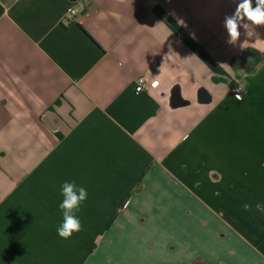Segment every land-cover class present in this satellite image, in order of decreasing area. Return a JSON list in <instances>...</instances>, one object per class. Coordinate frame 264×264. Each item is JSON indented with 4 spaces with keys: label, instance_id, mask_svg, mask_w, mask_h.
Returning a JSON list of instances; mask_svg holds the SVG:
<instances>
[{
    "label": "crops",
    "instance_id": "crops-1",
    "mask_svg": "<svg viewBox=\"0 0 264 264\" xmlns=\"http://www.w3.org/2000/svg\"><path fill=\"white\" fill-rule=\"evenodd\" d=\"M237 2L0 0V264H264V51L227 43ZM65 181L88 191L67 240Z\"/></svg>",
    "mask_w": 264,
    "mask_h": 264
},
{
    "label": "clouds",
    "instance_id": "clouds-1",
    "mask_svg": "<svg viewBox=\"0 0 264 264\" xmlns=\"http://www.w3.org/2000/svg\"><path fill=\"white\" fill-rule=\"evenodd\" d=\"M264 27V0H238L235 11L224 17V28L228 33L227 43L236 45L240 41L243 29L245 40L239 44L241 49L256 47L264 51V38L257 31ZM239 99V95H237ZM60 195L63 197L58 207L62 213V222L57 228V234L62 239H70L74 233L83 230L80 218L76 215L81 205L88 199V191L83 186H78L74 181H65L61 185Z\"/></svg>",
    "mask_w": 264,
    "mask_h": 264
},
{
    "label": "built area",
    "instance_id": "built-area-1",
    "mask_svg": "<svg viewBox=\"0 0 264 264\" xmlns=\"http://www.w3.org/2000/svg\"><path fill=\"white\" fill-rule=\"evenodd\" d=\"M82 13V9L78 7H71L63 14L62 21L66 23H71L73 20L81 16ZM157 85L158 81L150 73L145 72L136 79L135 92L141 93L144 91H150L157 87ZM243 93V88L239 86L235 89L234 96L235 98H237V95H239V100H241L243 98Z\"/></svg>",
    "mask_w": 264,
    "mask_h": 264
},
{
    "label": "water",
    "instance_id": "water-1",
    "mask_svg": "<svg viewBox=\"0 0 264 264\" xmlns=\"http://www.w3.org/2000/svg\"><path fill=\"white\" fill-rule=\"evenodd\" d=\"M176 101H177V102H179V100H178V99H176Z\"/></svg>",
    "mask_w": 264,
    "mask_h": 264
},
{
    "label": "trees",
    "instance_id": "trees-1",
    "mask_svg": "<svg viewBox=\"0 0 264 264\" xmlns=\"http://www.w3.org/2000/svg\"><path fill=\"white\" fill-rule=\"evenodd\" d=\"M236 62V61H235Z\"/></svg>",
    "mask_w": 264,
    "mask_h": 264
}]
</instances>
